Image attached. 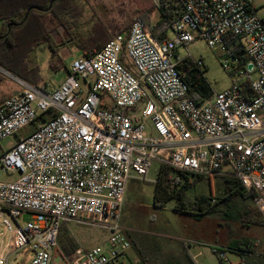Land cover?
<instances>
[{
  "label": "built area",
  "instance_id": "built-area-1",
  "mask_svg": "<svg viewBox=\"0 0 264 264\" xmlns=\"http://www.w3.org/2000/svg\"><path fill=\"white\" fill-rule=\"evenodd\" d=\"M152 2L172 15V38L156 39L138 19L92 57L76 58L59 86L17 80L21 91L0 104V142L17 139L0 169L19 174L0 182V264L25 251L33 257L24 264H53L57 253L63 264H134L120 216L128 183L154 164L234 179L264 218V18L252 0ZM198 40L221 51L231 78L201 104L178 67L190 59L203 69L202 59L178 58ZM43 114L50 118L17 137ZM24 214L32 221L22 225ZM70 223L96 227L107 241L64 254L59 239ZM213 250L220 264L238 254Z\"/></svg>",
  "mask_w": 264,
  "mask_h": 264
},
{
  "label": "rangeland",
  "instance_id": "rangeland-1",
  "mask_svg": "<svg viewBox=\"0 0 264 264\" xmlns=\"http://www.w3.org/2000/svg\"><path fill=\"white\" fill-rule=\"evenodd\" d=\"M258 14L264 18V0H252ZM84 9V16L80 32L88 34L93 25L103 23L105 26L120 27L140 17L138 11H151L145 16V20L156 24L162 19V15L153 5L152 0H79ZM59 32L62 33V30ZM115 35L116 33L113 32ZM168 37L173 33L169 31ZM63 36V35H62ZM53 33L54 43L59 47L57 55L62 59L65 68L53 70L50 67L52 51L48 44L38 47L31 55V62L40 69V75L49 89L57 87L66 69L72 62L81 57V54L72 42H61ZM64 40V39H63ZM63 44V45H61ZM189 56L193 60L202 59L204 62V75L214 93L222 92L231 86L229 73L221 65L222 53L218 49H211L201 40L195 41L184 48L178 49V58ZM56 60V59H55ZM0 74L6 77L8 87L15 89L21 85L13 77L0 69ZM22 87V86H21ZM9 90V89H8ZM10 90L4 91V96ZM39 124L38 121L23 129L18 138H24L30 134ZM17 141L16 138L0 142V157L10 146ZM159 166L154 164L144 179L132 180L128 183L127 195L120 216V225L131 242V249L127 257L134 264H220L214 250L216 247L226 248L242 245L248 241L253 248L257 263L264 264V225H258L249 219L253 217L254 205L250 199L242 200L239 196H229V202L224 203V180L212 178L199 179L187 192L188 202L196 196H205L208 201L215 200V204L209 206L211 214L197 221L187 215L175 213V201H169L164 205H156L154 202V184L159 174ZM19 174L9 175L0 169V182H10L18 179ZM194 180V176H189ZM184 179H181L183 182ZM256 208V207H255ZM31 216L24 214L20 217V224L31 222ZM97 222L103 221L99 218ZM70 231L65 232L69 239L85 249L103 245L107 241V235L102 230L86 225L68 224ZM61 237V236H60ZM7 239L3 228L0 226V244ZM59 249L62 250L60 239ZM63 252V250H62ZM228 258L234 264H242L241 257L235 253H228ZM33 254L25 251L16 256L10 264H24L30 260Z\"/></svg>",
  "mask_w": 264,
  "mask_h": 264
},
{
  "label": "trees",
  "instance_id": "trees-1",
  "mask_svg": "<svg viewBox=\"0 0 264 264\" xmlns=\"http://www.w3.org/2000/svg\"><path fill=\"white\" fill-rule=\"evenodd\" d=\"M52 1L0 0V69L30 85H37L42 80L39 67L31 62V55L44 44H48L52 51L50 67L53 70L65 68L64 63L57 55L60 45L54 43L53 33H56L58 38L64 39L61 40L63 44L72 42L81 56L92 57L115 36L127 33L131 25L138 19L147 22L156 39L162 41L167 37L173 18L167 12H160L162 19L153 24L144 19L145 16L151 14V11H138L140 17L120 27L105 26L101 22H95L88 34L85 35L79 30L82 27L84 16V9L79 4V0H56L50 7ZM30 8L32 9L28 11ZM60 30L62 33L59 32ZM113 32L116 34L113 35ZM178 67L188 86L190 99L201 104L212 98L214 92L205 78L203 69L197 67L190 59L181 62ZM6 79L0 74V92ZM48 118L50 115L43 114L37 121L41 123ZM182 178L183 182H181ZM202 178L196 176L194 180H190L189 176L184 173L161 166L154 184L155 204L162 206L171 200L175 201V213L201 221L211 214L208 207L215 204L212 202L215 200L210 202L207 197L200 195L188 202L187 192ZM223 186L225 189L224 203L227 204L229 196L234 195L239 196L242 200L250 199L254 205V195L247 192L238 181L225 179ZM253 207L255 211L252 212L253 217L249 220L263 226V216L255 206ZM65 232L67 230L63 228L60 244L64 254L69 255L77 248V245L69 239ZM228 248L237 252V255L243 260L248 257L252 260L255 258L253 248L248 241L233 247L229 245ZM252 262L251 264H255L254 261Z\"/></svg>",
  "mask_w": 264,
  "mask_h": 264
},
{
  "label": "crops",
  "instance_id": "crops-1",
  "mask_svg": "<svg viewBox=\"0 0 264 264\" xmlns=\"http://www.w3.org/2000/svg\"><path fill=\"white\" fill-rule=\"evenodd\" d=\"M49 46V45H48ZM58 51H59V49H58ZM58 53V52H57ZM59 57V56H58ZM60 58V57H59ZM61 59V58H60ZM62 60V59H61ZM67 71H68V69H66V72H65V75L62 77V79L60 80V82H59V84L57 85V86H59L63 81H64V79H65V77H66V75H67ZM17 79V78H16ZM15 79V80H16ZM19 80V79H18ZM39 83H46L44 80H41ZM47 84V83H46ZM10 90V92H9V94L7 93L6 95V98H2L3 96H4V91H9ZM21 86L20 87H17V88H15V89H12V88H10V87H8L7 86V84L6 83H4L3 85H2V87H1V92H0V104L1 103H3L5 100H7V99H9L10 97H12L13 95H16V94H18L20 91H21ZM126 195H127V193H126ZM65 227H67L68 228V231H70V229H69V227H68V225H64L63 227H62V229L64 228V229H66ZM67 230V229H66ZM229 245H227V247H228ZM252 261H254L255 262V264H259V263H257V261L255 260V258L252 260V259H250L249 257L248 258H246L245 260H243V262L245 263V264H251V263H253ZM53 264H63V262H62V260H61V258L59 257V254L57 253V254H55L54 255V260H53Z\"/></svg>",
  "mask_w": 264,
  "mask_h": 264
},
{
  "label": "water",
  "instance_id": "water-1",
  "mask_svg": "<svg viewBox=\"0 0 264 264\" xmlns=\"http://www.w3.org/2000/svg\"><path fill=\"white\" fill-rule=\"evenodd\" d=\"M54 1H56V0H53L51 3H50V7H51V5L53 4V2ZM50 7L48 8V10L50 9ZM32 8H30L28 11H30ZM7 75H9V76H11V77H13L14 79H16L14 76H12L11 74H9V73H7V72H5ZM16 80H18V79H16Z\"/></svg>",
  "mask_w": 264,
  "mask_h": 264
}]
</instances>
